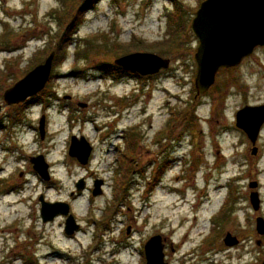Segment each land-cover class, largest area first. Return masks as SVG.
<instances>
[{
	"label": "rangeland",
	"instance_id": "1",
	"mask_svg": "<svg viewBox=\"0 0 264 264\" xmlns=\"http://www.w3.org/2000/svg\"><path fill=\"white\" fill-rule=\"evenodd\" d=\"M74 2L0 0V264H144L145 242L160 234L167 242V264H261L264 237L256 233L254 217L264 214V130L259 152L251 154L231 118L241 94L249 102H264V48L241 69L220 73L205 93L196 95L198 42L190 24L198 0L182 2L187 31L176 52L167 56L154 51L169 41L166 17L172 7L166 0H102L83 13L64 59L54 65V77L40 91L47 107L38 100L28 106L6 105V90L50 51L55 57L53 47L69 10L71 16V8L72 15L81 9ZM102 33L104 41L97 38ZM88 42V58L76 61L75 52ZM127 45L125 51L118 49ZM134 53L168 59L169 69L154 79L121 80L94 69L100 63L115 66V60ZM41 54L45 57L36 61L34 55ZM131 133L137 137L139 165L123 193L117 157ZM71 136L83 137L92 147L84 167L68 156ZM38 155L49 165L48 182L29 162ZM162 161L168 166L152 184ZM229 166H252L262 173L257 180L263 212L253 211L243 182L235 186L238 199L226 213L230 220L214 221L211 228L208 217L225 193L220 188L226 177L245 174V169ZM80 180L84 188L77 191ZM98 181L101 192L92 196ZM115 191L121 199L108 214L117 202ZM40 196L47 203L68 204L78 226L71 236L65 235L66 217L42 222ZM229 233L238 240L230 248L223 242Z\"/></svg>",
	"mask_w": 264,
	"mask_h": 264
},
{
	"label": "water",
	"instance_id": "2",
	"mask_svg": "<svg viewBox=\"0 0 264 264\" xmlns=\"http://www.w3.org/2000/svg\"><path fill=\"white\" fill-rule=\"evenodd\" d=\"M192 35L197 39L198 46L194 55L197 66L194 80L196 94L205 93L215 82L219 69H228L239 65L245 57H250L256 47H264V0H205L203 1L192 20L190 27ZM54 53L45 61L28 72L23 79L15 83L3 94L6 105L23 103L42 91L49 80ZM115 65L126 71L136 73L142 77L151 76L166 70L169 60L154 54L134 53L115 60ZM85 108V104H78ZM264 122V107L245 108L237 115V126L241 127L252 143H254L259 127ZM45 118L39 121L41 140L44 136ZM92 147L83 137L71 138L68 156L75 159L79 165L88 164ZM254 154V153H253ZM32 169L44 181L50 180L49 166L43 156L30 159ZM101 182L94 184L91 195L100 194ZM254 185H251L253 188ZM77 191L84 188L80 180L75 184ZM40 217L43 223L53 221L56 217H66L64 230L66 236H71L78 229L73 216L69 215V206L64 202L47 203L43 196L39 197ZM250 202L254 211L258 210V196L251 194ZM256 231L264 236V221L256 220ZM165 239L160 235L151 237L144 246L146 264H167L163 252ZM224 245L233 247L238 240L227 234ZM260 245V242H257ZM261 264H264V260Z\"/></svg>",
	"mask_w": 264,
	"mask_h": 264
},
{
	"label": "trees",
	"instance_id": "3",
	"mask_svg": "<svg viewBox=\"0 0 264 264\" xmlns=\"http://www.w3.org/2000/svg\"><path fill=\"white\" fill-rule=\"evenodd\" d=\"M100 0H76L77 5H82L81 9L79 11L76 12V14H73V8H71V16H70V10L68 12V16H66L65 20L67 21L62 25L61 28V35L59 40L54 44L53 50L55 51V57H54V61H53V69L56 67L54 65H57V62H60L64 59L65 55H66V51L67 48L69 46L70 43L73 42V36L76 33V30L78 29L79 25L83 22V13L84 11L88 10V9H94L96 4L99 2ZM85 6V8H83ZM73 9V10H72ZM178 9L180 10V7H178ZM56 14L58 15V13L56 12H52V16ZM177 18H181V16L179 17H170L169 20L167 21V40L169 41H164L160 44H162V46H157L156 49L154 51H156L158 54L160 55H170L172 53H175L176 50L179 47V44L181 43V37L184 36L186 34L187 28L186 25L181 24L180 22L177 21ZM106 35L104 34H100L97 36V38H100L101 40H105ZM71 37V38H70ZM169 37V39H168ZM3 43L2 41L0 42V44ZM91 44H89V42L86 44L85 48L83 49H78L75 52V60H79V58H83V59H87L88 55L90 53V46ZM130 45H127V47L123 46L122 48H119V50L125 51L127 48H129ZM48 52V50H46L44 53L46 54ZM51 52V51H50ZM45 54H41V55H34V59L37 61L38 59L41 60L45 57ZM96 71H99L101 74H109L112 71L111 70H115L114 73L117 76V79H119L120 77H123L125 75H127V72L124 71L123 69H119L115 66L112 65H107L104 63H100L99 65L95 66L94 68ZM118 71L120 72V74H118ZM131 75H135V74H131ZM51 78H53V75L51 76ZM50 78V80H51ZM50 80L48 81V83H50ZM32 101V100H31ZM29 101V102H31ZM44 104L48 103L47 99H43ZM29 105V103H28ZM27 105V106H28ZM32 105V104H30ZM194 110V108H193ZM192 110V111H193ZM16 118H13L11 121L12 123H15ZM137 137H135V134L131 133L128 136H126V149L125 151H123L117 158L120 162L119 166H122L121 169L122 171V179H120V183L121 186L118 188L121 191H123V193H125L128 190V186L132 183V179L131 176L133 174V172L136 170L135 168H137V166L139 165L137 163V160L135 157H137L136 154V150L135 147H137ZM168 161H162L160 168L158 169L157 173L155 174V178H154V182L152 184H156L158 182V179L162 176V174L164 173V171L166 170L167 166H168ZM143 173V172H142ZM118 179V178H117ZM130 187V186H129ZM114 199L117 202H114L113 204V208H109L108 211H106V213L110 214L112 212L115 211V206H117V204L120 201V197H118V191H115L114 193ZM116 203V204H115ZM100 228H104V224H101Z\"/></svg>",
	"mask_w": 264,
	"mask_h": 264
},
{
	"label": "flooded vegetation",
	"instance_id": "4",
	"mask_svg": "<svg viewBox=\"0 0 264 264\" xmlns=\"http://www.w3.org/2000/svg\"><path fill=\"white\" fill-rule=\"evenodd\" d=\"M166 1L172 7V11L166 17L167 18V21L169 20L170 17H174V19H175V17L181 16V18H177V21L180 22L183 25H186L187 20H186V16L184 15V12H183L184 9H183V3L182 2L192 1V0H166ZM203 1H205V0H198L197 6L194 9L195 13H196L197 9L199 8L200 4ZM79 6L81 8L82 5H79ZM178 7H180V10L178 9ZM83 8H85V6ZM195 13H194V16H195ZM193 18L191 19V23H192ZM262 48H264V47H256L254 49V51H253V54L250 57L243 58L240 61L239 65H237L235 67H231V68H228V69H219V71L217 72L216 77L220 73H222V72H232V71H236V70L241 69L247 62H249V60H251L253 57H255L256 51H258V50H260ZM117 68H119V67H117ZM119 69H121V68H119ZM111 71H112V73H114V71H116V69L115 70H111ZM118 74H120L119 71H118ZM163 74H164V72H163V70H161V71H159V73L157 75H152V76H148V77H145V78L154 79L155 77L162 76ZM232 84H234V83L232 82ZM42 94H43V92L38 93L35 97H33V98L25 101L23 104L25 105L26 102H29L32 99H34V100H40L42 98V96H43ZM136 98H137V96H135V99ZM64 99L70 100L71 98L70 97H66V98L64 97ZM240 100L241 101H240L239 106L236 109H234V111L232 113L231 122H232L233 128L235 130H237L243 136V138L245 139L244 145L246 146V150H248V149L251 150L250 151L251 154H253V153L254 154H257V152H259V148H260L259 141H260L261 133L264 130V122L259 127L257 137H256L254 143H252L251 139H249V136H247V134L245 133V131L241 127L237 126V115H238V113L241 110H243L245 108H259V107H264V102L263 101L260 102L259 100L258 101H250L249 102L248 99L246 98V96H244L243 94L240 95ZM71 102H72V100H71ZM165 102L163 104V108L167 109L168 103L167 102L165 103ZM23 104L19 105V107L20 106H23ZM128 104H130V103H128ZM2 110L4 111L5 110V107L2 108V106H1V112H2ZM167 111L170 114L171 110H167ZM44 114H45V112L43 113V115ZM0 118H1L0 121L4 118L3 114L1 115ZM1 128L2 127H0V132L2 130ZM163 129H165V126H164ZM163 140L164 139H162V141ZM1 148L4 149V147H2L1 144H0V149ZM219 154H220V152L219 151H216V155H219ZM226 167H228V166H223V168H226ZM229 167H231L232 171L234 170V168L235 169H238L239 168L240 172H242L241 171L242 169H245L244 170L245 171V174H244V177H239V178H237L236 174H234V173L232 175L226 177V181L224 182L223 188H220V189L224 190L225 193L221 197V199L219 200V202L217 204L218 206H217L216 210L214 212H212L210 214V216L208 217V224H209V226L211 228H213V226H214L213 225L214 221H216L215 223H217V222H219V220H223V219L226 220V218H227L226 222L230 220V219L228 220V217H227L226 213H229L231 211V207H233L232 204L238 199V198H236V194H237L236 191H237V189L235 188V186H238V184H241L242 185L243 182L246 183V185H247V190L245 192V196L248 199V202H249L251 208L253 209V207L251 205V202H250V196H251V194L256 193L257 196L259 197L258 198V210L256 211V213L263 212L262 211V209H263L262 208V205L263 204H262V201L260 199V196L258 195L259 194L258 190L261 189V188H260V184H259V182L257 180V177L258 176H261L262 173L260 171H258V170L257 171H255V170L252 171V166H235V167L234 166H229ZM225 172H228V170L227 171L225 170ZM253 183H255V184H253ZM251 185H255V188L256 189L255 190H251ZM239 199H241V198H239ZM259 199H260V201H259ZM257 218H262L264 220V214H261V215L260 214H257V216L254 217L255 229H256V219ZM227 232H229V231H227ZM229 234H231V233H229ZM160 236L162 237V239H165V242L163 244L164 245V250H165L166 243H167L166 242V238H164V236H162L161 234H160ZM143 249H144V246H143ZM140 257H141V260H143V262H144L145 261L144 254L141 253V256Z\"/></svg>",
	"mask_w": 264,
	"mask_h": 264
}]
</instances>
